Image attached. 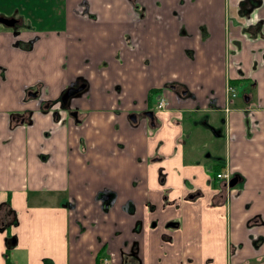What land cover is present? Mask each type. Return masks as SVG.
I'll return each mask as SVG.
<instances>
[{
	"label": "crops",
	"instance_id": "crops-1",
	"mask_svg": "<svg viewBox=\"0 0 264 264\" xmlns=\"http://www.w3.org/2000/svg\"><path fill=\"white\" fill-rule=\"evenodd\" d=\"M86 1L95 20H85L71 13L74 5L68 6L71 2L67 1L64 27L67 36L81 37V47L84 49H80L71 37L57 36L55 40L53 35L45 38L39 34L41 40L34 52L28 55L10 48L12 39L8 34L0 35V66L5 69L4 80L0 69V130H4V138L10 140L6 146L12 144L16 133L19 134L21 152H27L33 164L22 169V174L29 177L22 176L15 181L17 183L1 172L0 164V197L7 193L5 202L9 209L21 214L26 205L24 196L29 192L40 190L54 193L46 202L52 200L56 206L61 204L62 194L76 197L78 208L86 210L87 219H81L86 224L88 213L94 210L91 199L96 190L103 186H116L119 191L118 205L127 200L135 203L134 217L118 215V223L125 228L131 226L134 218L146 217L144 203L155 207V213L149 218L159 219L160 225L176 221V228L166 231L173 239L171 244L160 240L159 233L163 229L159 228L149 236L145 225L143 235L139 238L142 264H264V6L251 12L249 21L245 22L242 19L243 11L240 9L237 14L235 8L228 10L225 0ZM134 1L140 2L142 6V19L137 20L135 14L141 10L138 8L134 12L129 4ZM55 9L50 7L52 11ZM54 13L61 11L57 9ZM38 15L42 16V13ZM231 19L233 23L242 25L244 36L237 28L227 25ZM259 21L261 23L253 28ZM227 30L229 34L225 36ZM124 34L128 35L133 49L128 46L130 41L126 43L124 40ZM245 37L253 42V54L238 47L237 42L243 43ZM38 46L46 49L40 51ZM86 55L89 65L82 66ZM41 56L43 58L39 59ZM7 57L9 60L6 61ZM103 61L108 69L100 72L97 69ZM235 61L242 62L241 73L245 78L239 75ZM61 63L65 64V70L57 67ZM36 66L44 75H36ZM86 69L91 74L92 106L95 111L87 116L82 135L90 141L94 168L76 167L71 169L72 173L68 177L66 170L73 164L78 139V132L71 122L68 121L62 129L61 138L54 137L49 143H55L63 151L72 148V154L70 158L53 154V159L64 163L57 169H51L47 165H40L35 158L36 141L39 140L37 129L41 131L50 126L49 118H39L36 127L26 133L22 128L15 131L8 129L9 114L34 107L32 103L19 102L23 95L22 86L31 85L37 79L53 86L61 76L57 88L53 89L55 92L66 78ZM241 81H248L251 89H256L257 100L252 101V95L248 93L247 102L241 100V105L229 107L228 113L225 111L228 115L224 156L233 173L241 178L242 187L231 190L233 199L227 206L212 208L211 199L218 191L214 182V169L212 167L210 172L209 166L188 160L186 152L182 151L179 144L183 130L182 114L216 111V105L219 107L225 103L227 83L234 88ZM174 82L183 85L189 95L179 98L171 91L168 97L172 109L158 114L163 123L156 131H146L142 127L134 131L127 129L128 134L118 137L126 143L128 155H118L113 149V158L107 156V162H112L107 167V182L93 183L97 177L95 168H102L101 161H106L99 146H110V142L104 144L109 133L117 138L111 128L114 121L123 127L121 119H115L110 112L117 107L116 100H122L124 106L131 107L132 101L143 102L150 90H160ZM115 87L121 89L119 95L113 93ZM103 91H109V94L105 95ZM160 94L166 96V92L161 93V90L157 95ZM235 98H230L228 106L233 105ZM101 101L108 113L100 111ZM211 102L213 107L210 106ZM244 108L251 109L253 116H245ZM168 121H174V126L168 127ZM204 122L210 124L211 120L208 117ZM94 145L100 151H93ZM45 147L49 150V146ZM155 150L165 158L159 164L164 166L167 173L164 187L153 183L156 174L152 170L157 165L150 168L146 164ZM7 155L10 156L11 152ZM137 158L140 162H136ZM80 170L83 173H78ZM46 174L48 180L43 183ZM133 177L147 183H135V187H132L133 183L126 182H130ZM183 179L189 180L192 188L186 187L182 183ZM67 180L72 183H64ZM83 180H89V183H81ZM165 188L167 192L161 193ZM192 189H199L203 196L190 197L188 192ZM55 205L34 204L28 211L29 216L25 214L19 222V227L25 228L26 232L24 239L21 234H17L16 243L24 242L28 247L29 264H39L43 257L32 253L39 247L43 234L54 236L62 242V250L67 253L62 257V264H100L101 257L107 253L101 254V245L95 241V236H101L104 242L112 228L107 225L102 233L87 232L76 241L78 243L72 245L71 237L77 229L71 213ZM117 211L118 207L114 209L115 217ZM38 218L44 223L42 232L47 231L41 235H36L30 228L31 222ZM6 239L1 233L0 253L6 246ZM46 241L51 240L47 238ZM113 252L110 264H118L117 254ZM9 261L5 258L0 260V264H9ZM128 264H133V261L129 260Z\"/></svg>",
	"mask_w": 264,
	"mask_h": 264
},
{
	"label": "flooded vegetation",
	"instance_id": "flooded-vegetation-1",
	"mask_svg": "<svg viewBox=\"0 0 264 264\" xmlns=\"http://www.w3.org/2000/svg\"><path fill=\"white\" fill-rule=\"evenodd\" d=\"M26 1H28L26 3ZM51 0H0V20H6L5 23L0 22V27L3 28V30H0V35L8 34L9 37H11V43L9 44L10 48L13 50L25 53V54H32L35 50L36 45L41 40L42 36L39 34H42L40 32L41 27V18L42 16H39L38 14L41 13V10H45L43 8V2L47 7H51L53 5H56L57 7H54L52 9H59L61 11L60 13V20L58 26H61L62 29L57 33V35L53 32L54 28L50 31L48 29L45 30L46 34H44L45 38H50L52 35L54 37L57 36H67L68 34L65 33V8L67 7V1L69 0H53L52 3H49ZM225 5L228 10L231 8H235L236 13L240 11V9L243 11L242 19H244L245 22L249 21V17L251 12L258 11L261 7L264 6V0H225ZM133 9H140L142 8L141 4H139L137 1L130 2ZM40 4L42 5V8H40ZM12 6L9 12H6V8ZM20 9H22L20 11ZM40 9V10H37ZM15 10V11H14ZM51 13L54 15V11ZM72 13L85 19V20H95V15L90 13V5L87 3L86 0H78L77 3L73 6ZM143 13V9L135 13L137 15V20L142 19L143 15L140 14ZM36 17H39L40 19H36ZM261 21L257 22L255 25H253V28H256L258 24H260ZM227 25H231L234 28H237L238 31H241L242 33V25L233 23V20L231 19ZM34 26V28H33ZM33 28V29H32ZM45 28V27H43ZM24 34H27L24 36ZM243 35V33H242ZM24 36V37H23ZM244 36V35H243ZM67 37H71V39H74V43L76 42L77 46L80 49H84L81 47L82 39L81 37H74L73 35H69ZM124 40L129 42L130 49L134 48V45L131 43V40L128 38L127 34H124ZM239 48H243L246 51H248L250 54H253V42L249 37H245V40L241 42H237ZM67 49V48H66ZM235 68H237L239 71V75H241V78H245L244 75L241 73L242 68V62L241 61H235ZM82 66H88L89 65V58L86 55V58L82 60L81 62ZM28 68V67H27ZM253 68V66H252ZM1 73H2V80H4V70L2 67ZM29 69V68H28ZM61 69L65 70V64L63 63L61 65ZM108 66L106 62H101L100 67L97 69L98 71L102 72V70H107ZM36 75H44L43 71L35 72ZM90 71L89 69L82 70L80 73L73 74L70 77L66 78L64 83L58 88L57 91H53L54 88H57L58 83L62 79V77H58L56 80V84L53 86H50L45 82V80L37 79L35 82L31 85L22 86L21 90L23 92V95L21 98H19V102L21 103H32L33 108L26 109L21 112H13L9 114V122H8V129L11 131H15L16 129H23L22 131L29 133L32 129L36 127L38 124V121L40 119L48 117V121L50 122V126L46 127L44 130L37 129V136L39 138L38 141H36V148L37 152H35V158L39 161V164L47 165L51 169H57L58 167H61L64 163V161H56L53 159V154H57L59 156L65 157L67 155L68 158H70L72 154V148H67L64 151L60 150L58 146L55 143H49L50 140H52L54 137L61 138L62 137V129L66 127V123L69 121L71 122L72 126L75 127L76 133L78 132V139L76 143V153H73L75 157L72 159L73 164L66 170V173L68 174V177H70L72 171L71 169H74L76 167H79L82 169H91L94 168L93 165V157L90 156L91 153V145L89 144L90 141H88L83 135H82V126L85 123V120L87 119V116L95 111L92 106V89H91V83H90ZM59 80V81H58ZM230 86L228 83L226 85ZM232 87V86H230ZM169 88V89H167ZM233 88V87H232ZM161 93H165L167 95L171 94V91L175 92V94L182 98L183 96L189 95L186 88L183 85H179L178 83H172L169 85V87H164L163 89H160ZM158 89H152L148 92V95L146 99L143 102H137L132 101L131 107L124 106V102L122 100H116L117 107L114 109H111V114L115 119H121L123 122V127L120 126V123L118 121H114L111 124L112 132L116 133L117 137L116 139L113 138V134L111 133L110 136H106L108 139L105 141L104 144L108 145V142H110V146H99L100 150L104 154V158L106 161L102 160V168L96 167L95 168V174H97L96 179H94L93 183H106L105 179L107 177V167H109V164L112 165V162H107V156H109L111 159L113 158V152L114 150L118 153V155H128L127 151V145L122 140H119L118 137L125 136L127 133V129L130 131L138 130L142 127L143 130L146 131H153L157 130L161 127L163 120L158 118V114L165 112L166 109H160L158 108L157 102L161 96H164L163 94L157 95V93L160 92ZM113 93L115 95H119L121 93V89L119 87H115L113 90ZM234 91V88H233ZM99 92H102L99 90ZM105 95L109 94V91H103ZM226 92V89H225ZM55 93V94H54ZM101 94V93H99ZM235 95V92H234ZM165 97V96H164ZM155 104L152 103V100H155ZM231 98V97H230ZM230 98H225V103L220 105L219 107L216 105V111H222L223 117L218 119V126H222V128L215 130L216 137H220L223 135V138H225V131H226V116L228 114H225V109L228 110V103L230 101ZM247 95L242 96V101L247 102ZM252 100V99H251ZM104 101V100H103ZM103 101L100 103V111L108 113V109L104 106ZM105 102V101H104ZM106 104V102H105ZM215 101H213V105H215ZM212 102L210 103V106L213 107ZM246 106L247 103H244ZM86 106V108H84ZM171 106L169 105L168 109ZM206 108V107H205ZM204 108V109H205ZM167 109V110H168ZM246 109V110H245ZM245 116H253V111L251 109L244 108ZM226 111V113H228ZM246 117V118H247ZM40 118V119H39ZM206 118V117H205ZM247 121V120H246ZM181 122V121H180ZM179 122V123H180ZM174 121H168L167 126H174ZM53 125V126H52ZM249 125V123H248ZM80 127V130H79ZM115 135V134H114ZM186 135V136H185ZM190 132L187 134H184L182 130V135L180 137V146L182 147V151L186 152V140L189 139ZM45 146H49V150ZM114 149V150H113ZM93 151H97L98 149L95 147L92 148ZM98 150V151H100ZM223 151H224V145H223ZM103 158V159H104ZM220 156H216V164H213V173H214V182L216 181V175L219 174L226 165V158L223 156L221 158ZM164 157L161 155H158L157 151L150 156L148 159V166L151 168V166L157 165L156 168L148 169L149 171H153L156 174V178L153 180V183H157V186L164 187L166 180H167V173L165 171L164 166L159 165L162 162H164ZM219 160V161H218ZM65 161L67 162V158H65ZM188 161V160H187ZM186 161V162H187ZM218 161V162H217ZM136 162H140V159L137 158ZM196 163V162H195ZM96 164V163H95ZM228 167L231 170L230 178L228 183L226 184L223 180H218L219 184H215L217 187V193L214 195V197L211 199L210 206L218 207V206H227L230 200H232V195H230V192L232 189H234L236 186L242 187L241 178L233 173L231 167ZM97 165V164H96ZM105 169V170H104ZM83 173V171H78V173ZM236 180V183L233 185V187H230L229 183H232L233 180ZM48 180V175H45V180L43 183H46ZM64 183H72L71 180L64 181ZM81 183H89V180H83ZM118 183V182H114ZM126 183H133L131 184L132 187H135V183H147V181H141L137 177H134L130 180V182ZM182 183L186 185V187L192 188V186L189 184L190 181L187 179H183ZM225 184V186H224ZM167 192V188L164 189V191H161V193ZM240 191L236 192L235 195H237ZM166 195V194H165ZM163 196L164 198L166 196ZM188 195L194 196V198L202 197V193L199 189H192L188 192ZM231 197H230V196ZM118 197H119V191L116 190V186L114 187H99L96 192L94 193L91 204L93 206V211L91 213H88L89 219L87 220L86 224H83L81 222L82 220L87 219V215L85 214L86 210H82L78 208V203L76 202V197H72L66 194H63V202H61L62 208L67 213H71L73 224H75L77 232L73 236L74 242H76L82 235L86 234L87 232H99L102 233L106 230L107 225L112 228L111 234L107 237L106 241L103 242V239L101 236L96 235L95 241L97 243H100L101 245V254L103 252L107 253L105 256L101 257L100 261L102 262L104 259H107V264L110 263V257L114 255V252L117 254V261L118 264H128V261H133V264H142L141 259L139 258V238L141 235H143L144 227L146 225L147 227V235H152L151 233L155 230H158L159 228L163 229L162 232L159 233L160 240L163 241V243L171 244L173 242V239L169 234L166 233V231L170 230L172 227L176 228V221H167L164 222L163 225H160L159 219H151L152 214L155 213V207L151 205L150 203H144L145 205V213L146 217H143L142 219H136L134 218V221L132 222L131 226L129 228H125L122 224L120 225L118 223V215L123 214L127 217H134L135 215V203H133L131 200L125 201V203L118 205ZM61 198V199H62ZM230 198V200H229ZM116 217L114 216V209L117 210ZM86 207V206H85ZM17 213H15L13 210L9 209L7 202H2L0 204V232L3 233L6 227H8L12 223H16L19 225V221L16 220ZM115 217V218H114ZM146 219V220H145ZM0 233V234H1ZM15 238V237H12ZM9 240L8 238L6 241ZM16 240V238H15ZM109 253V254H108ZM98 259V255H97ZM100 262V264H101Z\"/></svg>",
	"mask_w": 264,
	"mask_h": 264
},
{
	"label": "rangeland",
	"instance_id": "rangeland-1",
	"mask_svg": "<svg viewBox=\"0 0 264 264\" xmlns=\"http://www.w3.org/2000/svg\"><path fill=\"white\" fill-rule=\"evenodd\" d=\"M77 1L78 0H69L68 2L69 3L71 2V3L68 6L75 5ZM138 3L140 4V2ZM52 4H51V9L54 7H57L56 5L52 6ZM129 4L131 5V3ZM11 8L12 6L4 10H6V12H9ZM40 8H42L41 4H40ZM43 8L45 10L43 9L41 10L42 18H41V23H40L41 25H39V27H41L40 32L44 36V34H46L45 32L46 29L51 31L54 28L53 32L57 35V33L62 29L61 26H58L59 20H60V13H54V15H52L51 13L53 11L50 10V6L48 9V7L45 5L44 2H43ZM21 10L22 9H20V11ZM137 10L138 9H133L134 12H136ZM70 22L73 23L72 19ZM228 22L229 20L227 21V23ZM0 30H3V28L0 27ZM228 34L229 32L227 30V33H225V36H227ZM53 39L56 40L54 36H53ZM38 49H40L41 51L42 49H46V48L44 46L43 47L38 46ZM42 58L43 56L39 57V59H42ZM62 58L64 61V56H62ZM5 60L6 61L9 60V57L5 58ZM25 60L27 59L25 58ZM62 64L63 63H61V65ZM61 65L57 67L61 68ZM57 67H55V65L53 66L54 69H56ZM34 71L39 72L40 70L36 66L34 68ZM234 92H235L236 98L234 99L233 105H229L228 108L241 105L240 102L242 100V96L247 95L248 93H251L252 101L257 100L256 89L255 88L251 89L248 81H243V82L241 81L236 86H234ZM165 99H167L168 101V106L166 108L168 109L170 105V101H169L170 97H168V95L166 94ZM155 102H156V98L155 100L154 99L152 100L153 104H155ZM205 117L210 118L211 120L210 124L204 122ZM218 117L219 118L223 117V114L221 111L197 112V113L194 112L192 114L191 113L182 114L183 132L184 134H187L190 132V137L189 139L186 140V146H185L187 159L193 162H197L200 165L209 166L210 172L212 170L213 164H216V161H215L216 156H220L221 158H223L224 156L223 135L220 137L219 136L216 137L215 135V130L222 128V126L217 125L218 119H219ZM0 134H1L0 135V164H2L1 172L8 175V177L14 180V183H17L15 181L20 180L22 176L29 177L27 175L22 174V169L29 168L33 164H31L29 161V154L27 152L25 154L21 152L20 145L18 143V137H19L18 133H16L12 144H10L9 146H6L10 142V140L9 138H4L5 137L4 130L1 129ZM110 135L111 133L107 134V136H110ZM14 144H16L17 146L14 147ZM9 152H11L10 156L7 155V153ZM218 180L219 179H216L217 185L219 184ZM240 188H241V185L236 186L234 189H240ZM54 195H55L54 193H45L40 190H38L37 192H29L27 195L24 196L26 205L24 207V210L22 211V214L21 212L17 213V216H16L17 222L18 221L20 222L21 218L24 217L25 214L29 216L28 211L30 212V208L34 204H40V205H45V206L50 204L54 206L55 204L52 203V200L50 201V203L46 202V200L49 199V197H53ZM11 197H12V194H11ZM7 198H8L7 193H4L0 197V201L5 202ZM60 202H63V198L60 200ZM56 207L59 208V207H62V205L60 204L59 206H56ZM43 225H44L43 220L38 218V219H35L33 222H31L30 228H32L33 233H35L36 235H41L43 232H47L46 230L42 232ZM25 232H26L25 228H20L18 224L12 223L8 227L5 228V230L3 231V234L8 239L11 237H15L17 240V234H21L22 235L21 238L24 239L23 235H25ZM47 238L51 241L47 242L46 241ZM73 238L74 237H71L72 245H74ZM40 240H41V243L39 244V247H37V249L34 252H32L33 254L35 253L34 255L40 254L43 256L41 257L42 261L40 260L39 264H62V257L64 254H67L63 252L62 250V242L54 236H47L44 234L41 236ZM0 254H1L0 260L3 261L5 258L10 259L9 264H29L28 259L30 257V251L28 247L25 246L24 242H21L20 244L16 243L15 246L13 247L4 246V249L1 251ZM65 259H67V257ZM106 259H109V258H106Z\"/></svg>",
	"mask_w": 264,
	"mask_h": 264
},
{
	"label": "built area",
	"instance_id": "built-area-1",
	"mask_svg": "<svg viewBox=\"0 0 264 264\" xmlns=\"http://www.w3.org/2000/svg\"><path fill=\"white\" fill-rule=\"evenodd\" d=\"M226 94H227L228 98L235 96L233 88L230 86L226 87ZM157 105H158V108H160V109H166L168 106V101H167V99H165L164 96H161L157 102ZM225 111H227V109H225ZM230 173H231V170L228 167V164L226 163L224 169L219 174L216 175V178L223 180L227 184L229 181V178H230ZM101 264H107V259H104L101 262Z\"/></svg>",
	"mask_w": 264,
	"mask_h": 264
},
{
	"label": "water",
	"instance_id": "water-1",
	"mask_svg": "<svg viewBox=\"0 0 264 264\" xmlns=\"http://www.w3.org/2000/svg\"><path fill=\"white\" fill-rule=\"evenodd\" d=\"M5 21L6 20H0V22H2V23H5ZM235 183H236V180L234 179L232 183H229L230 184V187H233V185ZM224 186H225V184H224ZM15 244H16L15 238H12L11 237V238H9V240L6 241V246L7 247H13V246H15Z\"/></svg>",
	"mask_w": 264,
	"mask_h": 264
},
{
	"label": "trees",
	"instance_id": "trees-1",
	"mask_svg": "<svg viewBox=\"0 0 264 264\" xmlns=\"http://www.w3.org/2000/svg\"><path fill=\"white\" fill-rule=\"evenodd\" d=\"M28 1H26V3H27ZM49 3H52V0H51V2H49ZM37 10H40V9H37ZM36 19H40L39 17H36Z\"/></svg>",
	"mask_w": 264,
	"mask_h": 264
}]
</instances>
